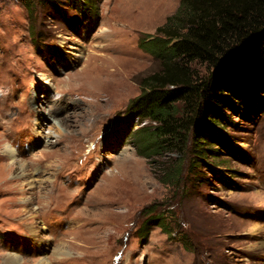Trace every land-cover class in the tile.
Segmentation results:
<instances>
[{"label":"rangeland","instance_id":"374dc122","mask_svg":"<svg viewBox=\"0 0 264 264\" xmlns=\"http://www.w3.org/2000/svg\"><path fill=\"white\" fill-rule=\"evenodd\" d=\"M31 1L0 0V143L18 151L0 176V264H264V107L229 115V149L198 176L187 152L146 158L134 144L151 124L127 108L160 68L141 42L181 0H95L97 17Z\"/></svg>","mask_w":264,"mask_h":264},{"label":"trees","instance_id":"16d2710c","mask_svg":"<svg viewBox=\"0 0 264 264\" xmlns=\"http://www.w3.org/2000/svg\"><path fill=\"white\" fill-rule=\"evenodd\" d=\"M22 1L32 8L31 0ZM78 3L82 12L99 15L95 0ZM141 47L160 68L140 81L141 92L127 108L151 124L134 133V144L146 158L187 152L191 174L198 176L199 167L213 168L208 161L229 149L220 129L234 124L229 115L248 119L264 107V0H181ZM198 65L213 71L201 74ZM174 168L165 184L179 180ZM160 220L157 215L144 222L138 231L143 242Z\"/></svg>","mask_w":264,"mask_h":264},{"label":"bare ground","instance_id":"6f19581e","mask_svg":"<svg viewBox=\"0 0 264 264\" xmlns=\"http://www.w3.org/2000/svg\"><path fill=\"white\" fill-rule=\"evenodd\" d=\"M79 51V50H78ZM49 83V82H48ZM49 87V86H48ZM97 94V93H96ZM61 103H63L62 101H61ZM45 111V110H44ZM48 113H49V111H48ZM51 113V112H50ZM41 116V115H40ZM55 127H56V124H55ZM53 129V128H52ZM43 132H42V130L39 132V136H42L43 134H42ZM50 136H51V134H50ZM46 137H49V135L48 136H46ZM45 138V137H44ZM17 141V140H16ZM17 143V142H16ZM14 147V146H13ZM17 153H18V151H16V149L15 148H12L10 145H8V144H3V145H1V143H0V155L3 157H8L9 159H10V161H9V164H4V165H2V166H0V171H1V174H0V176L3 174V172L2 171H4V170H6V171H9V170H11V169H13L14 168V166H15V164H16V162H18L17 161V159H18V156H17ZM30 161H32V160H30ZM26 162V161H25ZM28 162V161H27ZM26 162V163H27ZM49 169V168H48ZM47 169V170H48ZM34 171H40V170H38V168L36 169V170H34ZM45 172V171H44ZM44 172H43V174H44ZM34 173V172H33ZM43 176V175H42ZM36 177V176H35ZM44 179H46V178H44ZM46 181V180H45ZM49 181V180H48ZM26 182V181H25ZM38 184H44V180H43V178H41V176H40V178H34V179H32V182H29V181H27L26 182V185H30V188H32V189H34L35 190V188H37V187H40V185H38ZM44 186H46V185H44ZM53 188H52V190H50V191H47V193H45V194H42L41 195V199H43V198H45V197H49V196H52L53 195V191H54V189L56 188V183L52 186ZM47 189V188H46ZM41 192H43V191H41ZM42 202L44 203L45 202V200L43 199L42 200ZM52 211H53V209H52ZM61 213V212H60ZM52 214V213H51ZM63 214V213H62ZM60 215V214H59ZM58 215V216H59ZM50 216V215H49ZM54 216H56V215H54ZM56 219V218H55ZM72 223V222H71ZM69 224V223H68ZM60 242H62V241H60ZM58 243V242H57ZM60 244V243H59ZM58 245V244H57ZM62 245V244H61ZM61 245H60V247H61ZM62 248H63V245H62ZM61 249V248H60ZM59 251V250H58ZM60 252V251H59ZM62 253V252H61ZM63 253H65L64 251H63ZM44 264H47V262L46 261H44Z\"/></svg>","mask_w":264,"mask_h":264}]
</instances>
